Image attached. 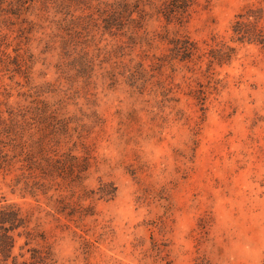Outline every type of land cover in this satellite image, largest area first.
I'll return each instance as SVG.
<instances>
[{
	"label": "rangeland",
	"instance_id": "rangeland-1",
	"mask_svg": "<svg viewBox=\"0 0 264 264\" xmlns=\"http://www.w3.org/2000/svg\"><path fill=\"white\" fill-rule=\"evenodd\" d=\"M198 1L201 6L182 24H167L154 7L146 6L144 30L149 36L164 31L171 37L185 35L200 47L212 37L234 46L230 63L215 65L211 80L202 75L204 63L199 69L158 62L167 52L166 42L156 38L151 47L125 49L129 55L121 59L142 63L149 79L142 91L121 78L108 86L100 75L107 64L96 68L88 102L80 82L67 91L79 94L68 100L63 116L93 112L100 121L85 132L90 133L84 141L88 154L82 148L74 151L90 157V169L73 189L72 200L83 191H96L100 180L115 187L112 197L81 201L92 206V216L78 220L55 213V200L72 190L32 197L13 191L11 175L0 174V205L15 204L31 213L29 228L44 234L54 264H264V48L230 41L235 15L249 5L264 13V0ZM27 17L39 27L20 46L33 59L29 85L17 86L15 82L25 85L24 79L10 81L0 67V103L25 104L18 91L45 83L60 94L70 87L58 79V42L52 43L57 33L52 20L62 15L49 7ZM2 33L11 42L5 51L13 55L15 33ZM47 42L50 49L44 52ZM114 44L121 42L106 35L98 46ZM3 88L11 94L8 99ZM51 95L41 99L52 103ZM24 241L18 239L14 254Z\"/></svg>",
	"mask_w": 264,
	"mask_h": 264
},
{
	"label": "trees",
	"instance_id": "trees-1",
	"mask_svg": "<svg viewBox=\"0 0 264 264\" xmlns=\"http://www.w3.org/2000/svg\"><path fill=\"white\" fill-rule=\"evenodd\" d=\"M94 1L0 0L1 72L10 74V81L22 77L25 85L15 82L17 86L29 85L33 59L25 55V52L23 54L20 46L27 44L30 35L37 32L39 27L27 15L35 9L48 11L52 7L56 15H62V18L52 20L57 31L52 43L58 42V62L55 68L58 79L70 85L62 94L53 84L32 86L26 92L17 93L25 104L11 105L7 101L0 103L4 105V109L0 108V174L3 177L11 175L8 186L13 191L18 189L32 197L39 194L46 196L51 190L61 188L72 190L69 196H60L55 200V213L78 220L93 215L92 206L84 207L81 201L96 195L98 199L112 197L115 187L100 180L96 191H83L72 200L76 193L73 189L83 183L90 169V157L86 155L88 149L84 144L90 133L85 132L100 121L95 113L86 114L80 110V116H63L60 111L69 99L75 100L79 94L78 91H74L75 95L67 91L80 82L86 99V96L91 95L89 87L94 83L92 79L96 75V68L102 70L105 64L109 65V69L100 75L108 81V86L117 84L121 78L128 86L142 91L149 80L143 74L142 63L132 64L133 60L130 59V65L121 59L129 55L125 49L137 44L151 47L156 38L166 42L167 52L163 58H156L158 62L178 61L198 66L199 69L200 63H204L205 69L201 72L208 80H211L212 68L230 63L236 50L234 46L216 37L200 47L185 35L171 37L164 31L163 34L149 36L144 30L146 6L154 7L167 24H182L188 21L196 7L201 6L198 0H98L93 5ZM77 11L80 14H75ZM2 29L15 33L13 55L5 51L11 42L7 40L8 33H2ZM230 31L232 43L256 44L264 48L263 9L253 5L245 6L235 15ZM97 35L100 37L98 40ZM106 35L118 39L121 44L111 45L109 49L99 47L102 37ZM48 49L49 42L44 52ZM1 94L4 99L11 96L5 88ZM45 94H52V103L41 99ZM84 118L90 124L84 123ZM64 144H71V147L63 150L61 146ZM77 148H82L86 154H74ZM66 199L71 201L66 202ZM30 221L31 213L19 206L0 205V264L55 263L51 246L46 243L44 234L36 228H29ZM21 237L25 241L18 246L19 252L14 254ZM31 243L37 247H29ZM26 253L28 257L25 259Z\"/></svg>",
	"mask_w": 264,
	"mask_h": 264
}]
</instances>
